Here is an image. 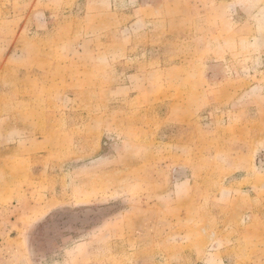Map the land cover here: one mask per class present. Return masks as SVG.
Returning a JSON list of instances; mask_svg holds the SVG:
<instances>
[{
    "label": "rangeland",
    "instance_id": "rangeland-1",
    "mask_svg": "<svg viewBox=\"0 0 264 264\" xmlns=\"http://www.w3.org/2000/svg\"><path fill=\"white\" fill-rule=\"evenodd\" d=\"M0 264H264V0H0Z\"/></svg>",
    "mask_w": 264,
    "mask_h": 264
}]
</instances>
